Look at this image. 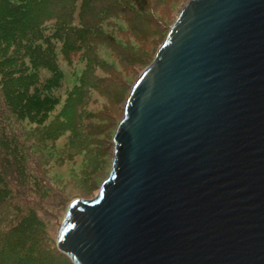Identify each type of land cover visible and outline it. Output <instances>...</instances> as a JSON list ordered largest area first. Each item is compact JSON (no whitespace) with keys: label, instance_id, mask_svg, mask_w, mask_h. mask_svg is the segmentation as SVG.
<instances>
[{"label":"water","instance_id":"obj_1","mask_svg":"<svg viewBox=\"0 0 264 264\" xmlns=\"http://www.w3.org/2000/svg\"><path fill=\"white\" fill-rule=\"evenodd\" d=\"M72 264H264V0H187L67 207Z\"/></svg>","mask_w":264,"mask_h":264},{"label":"trees","instance_id":"obj_2","mask_svg":"<svg viewBox=\"0 0 264 264\" xmlns=\"http://www.w3.org/2000/svg\"><path fill=\"white\" fill-rule=\"evenodd\" d=\"M148 1L0 0V264H72L42 241L33 209L53 216L57 230L63 216L59 219L50 211L47 196L59 200L63 196L40 168L33 145L18 131L16 122L36 123L37 128L25 137L40 145L67 132V146L73 152L65 157L82 152L90 156L82 169L85 181L101 167L105 155L98 136L108 129L107 124L98 123L96 113L84 111L86 98L80 90L76 96L70 93L60 111L49 117L57 102L50 94L59 82L50 41H59L67 58L81 51L91 54V45L103 36L100 21L122 10L136 23ZM105 38L115 45L114 37ZM120 52L132 59L137 51L125 47ZM41 70L48 72L46 79H41ZM24 225L28 234L23 233Z\"/></svg>","mask_w":264,"mask_h":264},{"label":"rangeland","instance_id":"obj_3","mask_svg":"<svg viewBox=\"0 0 264 264\" xmlns=\"http://www.w3.org/2000/svg\"><path fill=\"white\" fill-rule=\"evenodd\" d=\"M186 1L150 0L144 10L138 12L139 19L136 23L134 19L129 18L127 12L115 11V14L100 21L99 26L103 36L91 45L94 50L91 54L81 51L67 58L61 53V43L55 39L50 41L55 47L59 82L50 94L57 102L49 117H54L60 111L70 93L76 96L80 90L82 97L86 98L83 103L84 111L96 113L97 122L107 124L106 128H108L104 134L98 136L99 141L101 140L100 147L105 150L101 167L99 166L97 172L85 181L86 174L82 169L84 164H88L90 156H85L82 152L68 156L69 158L65 157L68 151L73 152L67 146V132L54 141L46 140L40 145L37 140L25 137L37 128L36 123L28 120L16 122L18 131L33 145L34 155L40 168L53 187L63 196V200L47 196L49 204H52L48 206L50 211L59 219L64 216L73 200L94 197L102 181L107 177L111 166L112 137L116 124L122 117L128 92L138 75L152 61L157 48L167 34V26L173 23ZM151 13L154 14V18L151 17ZM105 35L114 37L115 45H111ZM125 47L128 49L132 47L137 51L132 59L120 52ZM39 75L41 79L49 76L45 70H41ZM76 86L78 89L75 88ZM33 210L40 223L38 230L42 229L40 233L42 241L46 242L45 246L50 247L52 252L56 251L58 229L56 230L53 216L48 217L39 210ZM22 230L25 234L29 232L25 225L22 226ZM53 255L57 254L53 253Z\"/></svg>","mask_w":264,"mask_h":264}]
</instances>
